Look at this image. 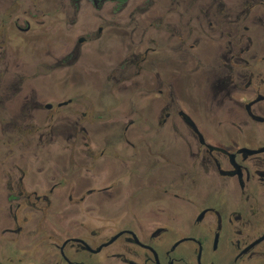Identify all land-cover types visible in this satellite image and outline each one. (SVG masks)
I'll return each mask as SVG.
<instances>
[{
  "label": "flooded vegetation",
  "instance_id": "af4514ba",
  "mask_svg": "<svg viewBox=\"0 0 264 264\" xmlns=\"http://www.w3.org/2000/svg\"><path fill=\"white\" fill-rule=\"evenodd\" d=\"M0 264H264V0H0Z\"/></svg>",
  "mask_w": 264,
  "mask_h": 264
}]
</instances>
